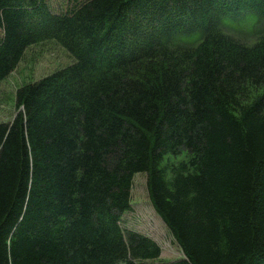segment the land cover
Returning a JSON list of instances; mask_svg holds the SVG:
<instances>
[{
    "label": "trees",
    "instance_id": "1",
    "mask_svg": "<svg viewBox=\"0 0 264 264\" xmlns=\"http://www.w3.org/2000/svg\"><path fill=\"white\" fill-rule=\"evenodd\" d=\"M52 1L0 0V82L76 58L0 123V264H264V0ZM139 172L184 258L122 226Z\"/></svg>",
    "mask_w": 264,
    "mask_h": 264
},
{
    "label": "rangeland",
    "instance_id": "2",
    "mask_svg": "<svg viewBox=\"0 0 264 264\" xmlns=\"http://www.w3.org/2000/svg\"><path fill=\"white\" fill-rule=\"evenodd\" d=\"M49 0L55 9L59 8ZM253 18V14L250 15ZM75 56L60 42L47 39L31 44L25 51L16 69L0 82V123L11 122L21 111L16 104V92L24 84L35 82L40 78L67 67L75 62ZM185 153L175 159L171 155L164 158L166 162L181 160ZM169 158V159H168ZM122 226L153 238L162 249L159 258L154 261L164 263L184 258V252L176 238L154 208L147 186V173H136L132 186V209L122 217Z\"/></svg>",
    "mask_w": 264,
    "mask_h": 264
}]
</instances>
